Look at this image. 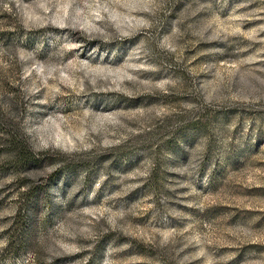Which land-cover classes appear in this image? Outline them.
Masks as SVG:
<instances>
[{
  "label": "rangeland",
  "instance_id": "374dc122",
  "mask_svg": "<svg viewBox=\"0 0 264 264\" xmlns=\"http://www.w3.org/2000/svg\"><path fill=\"white\" fill-rule=\"evenodd\" d=\"M0 264H264V0H0Z\"/></svg>",
  "mask_w": 264,
  "mask_h": 264
}]
</instances>
